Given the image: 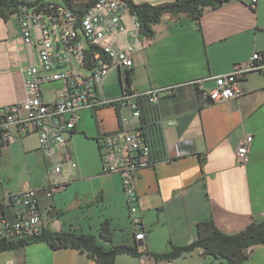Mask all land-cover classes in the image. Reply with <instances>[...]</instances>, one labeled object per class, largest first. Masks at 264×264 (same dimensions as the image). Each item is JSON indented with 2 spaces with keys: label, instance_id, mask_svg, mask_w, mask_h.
Wrapping results in <instances>:
<instances>
[{
  "label": "crops",
  "instance_id": "1",
  "mask_svg": "<svg viewBox=\"0 0 264 264\" xmlns=\"http://www.w3.org/2000/svg\"><path fill=\"white\" fill-rule=\"evenodd\" d=\"M130 1L162 5L176 0ZM19 25L15 14L8 20L0 17V108L25 100L22 69L30 59L37 62V51L25 48ZM153 30L152 39L136 44L134 68L113 70L99 94L117 100L128 79L129 90L143 93L137 98L141 117L134 127L144 134L154 166L137 175L146 231L139 252L155 257L190 246L201 222L213 221L219 231L234 235L264 219V72L248 74L239 99L212 103L207 96L214 77L229 74L255 52L264 53V0H231L219 9H206L200 21L166 15ZM170 87L175 92L160 94L157 103L145 94ZM61 88L59 83L45 86V98L53 101ZM129 117L126 103L79 112L67 149H60L54 162L44 156L38 134L23 136L13 128L14 143L0 154L2 186L15 193L37 190L42 229L92 235L107 249L133 246L135 230L122 178L103 172L99 153L100 138L117 133ZM170 121L174 126L167 125ZM249 136L254 141L247 164L241 166L237 149ZM73 163L77 167L72 168ZM53 164L62 165L61 176L50 175ZM19 210L4 202L0 227L3 219L15 222ZM106 223L112 242L100 237ZM170 261L221 264L201 250ZM142 263V256L121 254L114 264ZM0 264L97 263L79 250L57 249L43 241L1 252ZM245 264H264V245L252 248Z\"/></svg>",
  "mask_w": 264,
  "mask_h": 264
},
{
  "label": "built area",
  "instance_id": "2",
  "mask_svg": "<svg viewBox=\"0 0 264 264\" xmlns=\"http://www.w3.org/2000/svg\"><path fill=\"white\" fill-rule=\"evenodd\" d=\"M15 15L19 18L24 46L36 49L37 62L30 59L22 69L25 100L0 108V154L14 143L12 130L16 128L23 136L38 134L40 149L47 160L54 162L57 152L67 149L78 124L79 112L126 103L130 117L123 119L117 133L100 138L99 153L103 172L122 178L129 220L135 230L134 239L138 244L143 243L146 231L140 219L137 175L154 166L149 159L151 151L144 134L134 127L135 120L141 117L137 98L143 93L126 90L114 101L99 94L104 79L113 70L129 72L134 68L141 23L131 14L125 0H96L83 13L70 9L60 0H46L36 6L24 5ZM251 72H264V53L255 52L247 62L234 65L229 74L214 77L215 86L207 93L208 99L216 103L241 98V84ZM57 83L62 88L53 101H48L43 88ZM173 92L174 87H170L145 94L150 95L151 102L157 103L160 94L172 95ZM174 123L170 121L167 125L174 126ZM252 141L253 137H246L237 149L236 158L241 166L248 162ZM61 167V164H53L50 175L61 176ZM75 167L77 165L73 163L72 168ZM2 181L0 172V211L4 202L20 207V210L15 222L1 221L0 239L39 235L42 222L37 190L11 192L2 186ZM245 255L249 258L251 250H246ZM142 258V264H172L170 259L159 261L147 253H143Z\"/></svg>",
  "mask_w": 264,
  "mask_h": 264
},
{
  "label": "trees",
  "instance_id": "3",
  "mask_svg": "<svg viewBox=\"0 0 264 264\" xmlns=\"http://www.w3.org/2000/svg\"><path fill=\"white\" fill-rule=\"evenodd\" d=\"M46 0H0V17L4 20L10 19L12 15L24 5H38ZM72 10L85 12L90 9L96 0H90L88 3H76L75 0H60ZM129 5L131 14L141 23V39H152L154 37L153 28L159 24L166 15H188L193 19L200 21L206 9L216 10L225 6L231 0H176L171 3L150 5L135 4L130 0H125ZM130 79L126 81L127 89L130 87ZM124 90V91H126ZM107 223L104 224L100 237L107 242H112L111 235L108 232ZM50 243L57 249H76L86 253L97 264H114L117 256L131 255L143 256L139 252L137 241L133 246H113L109 249L100 244L97 238L92 235L76 234V232L57 233L42 229L37 236H22L17 239H0V253L8 250H15L18 247L36 242ZM264 245V219L255 220L251 225L238 234H225L218 230L213 221L199 223L197 226V238L188 247L175 249L173 254L155 256L157 260L175 259L189 254L196 250H201L203 256L211 260L221 262V264H245L248 257L246 250H251L256 246Z\"/></svg>",
  "mask_w": 264,
  "mask_h": 264
},
{
  "label": "rangeland",
  "instance_id": "4",
  "mask_svg": "<svg viewBox=\"0 0 264 264\" xmlns=\"http://www.w3.org/2000/svg\"><path fill=\"white\" fill-rule=\"evenodd\" d=\"M106 85H108V83H106ZM53 167V166H52ZM51 168V167H50ZM26 174H27V172H26ZM28 175V174H27Z\"/></svg>",
  "mask_w": 264,
  "mask_h": 264
}]
</instances>
